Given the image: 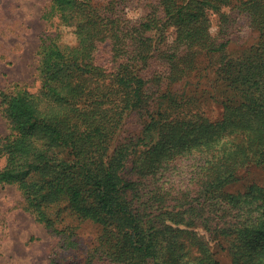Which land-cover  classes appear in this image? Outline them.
<instances>
[{
	"label": "trees",
	"instance_id": "16d2710c",
	"mask_svg": "<svg viewBox=\"0 0 264 264\" xmlns=\"http://www.w3.org/2000/svg\"><path fill=\"white\" fill-rule=\"evenodd\" d=\"M205 1L214 2L211 8L223 18L221 7L231 2ZM123 2L51 0L45 15L51 28L39 52V90L1 92L3 116L16 134L0 139L10 162L0 184L20 183L39 221L50 224L48 209L64 195L78 218L98 223L100 244L85 264H186L175 259L184 254L180 230L159 223L152 210L147 178L154 169L146 168L175 152L195 150L208 175L199 203L203 227L227 242L234 264H264V195L250 192L239 199L225 188L238 168L264 159V0L240 4L260 33L258 43L217 61L211 92L224 108L218 121L186 112L184 94L169 90L160 96L153 89L184 82L202 51L226 48L210 43L202 5L159 0L133 22ZM62 27L75 34L74 44L62 41ZM171 29L173 41L164 48ZM159 53L164 63L151 72ZM133 111L146 117L141 134L111 151ZM18 158L26 160L19 172L13 167ZM45 197L54 201L43 205ZM202 253L203 264H218L206 247Z\"/></svg>",
	"mask_w": 264,
	"mask_h": 264
},
{
	"label": "rangeland",
	"instance_id": "374dc122",
	"mask_svg": "<svg viewBox=\"0 0 264 264\" xmlns=\"http://www.w3.org/2000/svg\"><path fill=\"white\" fill-rule=\"evenodd\" d=\"M188 1L194 8L201 4L205 9L209 17L210 43L213 46L225 43L227 46L220 53L202 51L194 66L195 70L198 69L184 82L170 87L163 83L153 89L160 96L169 90L178 96L184 94L186 100L181 105L186 112L199 113V116L203 114L218 121L224 108L211 92L217 61L223 56L236 57L257 44L260 33L253 28L248 15L241 11L240 4L247 0H231L223 5L221 12L225 13L224 18L211 8L214 2ZM158 3L159 0H124L121 9L136 22L144 19ZM50 5L51 0H0V139L6 136L14 139L16 134L3 116L1 92H37L40 88L39 52L42 39L51 28L50 20L45 18ZM53 20V27L58 29L57 21ZM61 31L63 42H76L71 29L62 27ZM172 34V29L165 32L167 45L164 48H168L173 41ZM105 50L103 56L107 54ZM155 55L156 62L151 72L159 69L156 63H164L160 53ZM145 119L140 111L129 113L112 142L111 151L120 142H131L134 140H130L132 137L141 134ZM176 153L155 162L154 168L151 164L146 168L150 171L154 169V175L147 179L155 202L152 210H157L159 223L170 225V230H180L177 241L184 245V254L175 255V259L179 263L203 264L202 249L206 247L218 264H234L226 248L227 242L205 229L199 216L202 213L199 203L204 201L200 197L207 180L203 172L204 159L195 150ZM25 163V159L18 158L13 167L19 172ZM9 164L8 156L0 150V173ZM36 173L26 178L31 179ZM225 188L239 199L250 192L257 198L264 195V159L238 168L236 180ZM62 197L48 209L49 224L39 221L38 214L30 210L20 183L0 184V264H85L89 261V254L100 244L101 226L92 220L78 218L65 196ZM42 200L43 205L54 201L51 197Z\"/></svg>",
	"mask_w": 264,
	"mask_h": 264
}]
</instances>
